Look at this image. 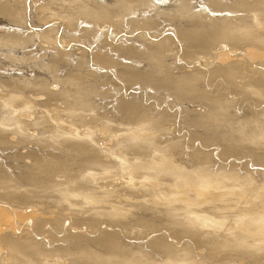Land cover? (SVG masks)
<instances>
[{
  "label": "rangeland",
  "instance_id": "obj_1",
  "mask_svg": "<svg viewBox=\"0 0 264 264\" xmlns=\"http://www.w3.org/2000/svg\"><path fill=\"white\" fill-rule=\"evenodd\" d=\"M95 1L0 0V264H264V0Z\"/></svg>",
  "mask_w": 264,
  "mask_h": 264
},
{
  "label": "bare ground",
  "instance_id": "obj_2",
  "mask_svg": "<svg viewBox=\"0 0 264 264\" xmlns=\"http://www.w3.org/2000/svg\"><path fill=\"white\" fill-rule=\"evenodd\" d=\"M24 1V0H23ZM61 1V0H60ZM68 2V1H67ZM94 2H96L95 0H94ZM23 3H25L24 4V6L25 7H27L28 5H27V3L26 2H23ZM92 3H93V1H92ZM54 4V3H53ZM63 4H64V2H63ZM101 4V3H100ZM103 4V3H102ZM92 5H94V4H92ZM106 4H103L102 6H105ZM99 6H101V5H99ZM12 7V6H11ZM29 7V6H28ZM92 7V6H91ZM98 7V6H97ZM93 8V7H92ZM107 8V7H106ZM96 10H98V9H96ZM103 10H104V8H103ZM102 11V10H101ZM97 13H98V11H96ZM95 12V13H96ZM106 13H107V11H106ZM111 13V12H110ZM91 14V13H90ZM103 14V13H102ZM102 14H100V15H102ZM108 14V13H107ZM96 15V14H95ZM94 15V16H95ZM98 15V14H97ZM110 15V14H109ZM108 15V16H109ZM89 16V15H88ZM103 16H104V14H103ZM107 16V17H108ZM102 17V16H101ZM209 20L210 21H212L213 20V17H209ZM228 27V29H230V30H232V31H226V35L225 36H230L231 34V36H238V35H240V32H242L243 30H245L247 27L246 26H232V25H228L227 26ZM192 32H193V37H195V35H197L198 34V32H195V31H193L192 30ZM200 33V32H199ZM168 37V36H167ZM167 39V38H166ZM210 41V40H209ZM211 42V41H210ZM210 49H213L212 51H213V54L215 55L216 54V57L217 58H219V59H224L225 58V56L227 57V55L226 54H228V53H225V50L223 51L222 49L221 50H217L216 51V49H215V47L213 48V46H212V44H209V46H208ZM208 49V48H207ZM191 50V49H190ZM252 55H254V53H252ZM214 57V56H213ZM217 58H215L216 60H217ZM225 60H228V58H225ZM252 212V211H251ZM251 212H245L243 215H242V217H247V216H249L250 214H251ZM17 215V214H16ZM241 217V218H242ZM11 218V217H10ZM9 218V213L7 214V212H5L3 209H1L0 208V234L1 235H6V231L8 230V233L10 234V232H9V229L10 228H12V226L13 225H11V220H9L10 219ZM198 219H199V222H201V223H203V222H205V218H206V216L204 217L203 215L202 216H198L197 217ZM206 221H207V219H206ZM240 221V220H239ZM241 222V221H240ZM13 224V223H12ZM5 225V226H4ZM11 230V229H10ZM1 237V236H0ZM18 243V242H17ZM17 243L15 244V245H17ZM25 243V242H24ZM13 247V246H12ZM11 247V248H12ZM23 247V246H22ZM15 248V247H14ZM19 248H21V247H18V246H16V251H19ZM15 253V252H14ZM14 255V254H13ZM17 256V255H16ZM18 257V256H17ZM14 258V257H13ZM174 261H175V259H176V256L175 257H173L172 258ZM172 260V261H173Z\"/></svg>",
  "mask_w": 264,
  "mask_h": 264
}]
</instances>
